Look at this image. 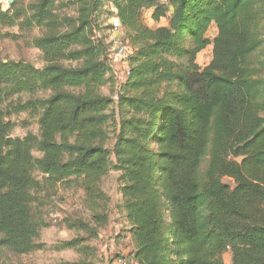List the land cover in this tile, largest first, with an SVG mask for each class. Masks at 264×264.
Returning <instances> with one entry per match:
<instances>
[{
	"label": "trees",
	"instance_id": "obj_1",
	"mask_svg": "<svg viewBox=\"0 0 264 264\" xmlns=\"http://www.w3.org/2000/svg\"><path fill=\"white\" fill-rule=\"evenodd\" d=\"M104 20L132 47L113 98ZM0 26L42 29L44 62L0 59V251L44 248L42 202L61 185L81 190L94 226L64 220L88 236L54 246L77 260L48 264H97L85 242L108 221L113 170L136 264H264V0H11ZM20 114L37 134L12 136Z\"/></svg>",
	"mask_w": 264,
	"mask_h": 264
},
{
	"label": "rangeland",
	"instance_id": "obj_2",
	"mask_svg": "<svg viewBox=\"0 0 264 264\" xmlns=\"http://www.w3.org/2000/svg\"><path fill=\"white\" fill-rule=\"evenodd\" d=\"M31 0H23L27 3ZM11 0H0L2 10L8 8ZM108 9V7H107ZM63 15L73 16L75 7L68 5L61 11ZM146 18V20H145ZM144 23L150 27L157 25H165V19L158 23L148 19L145 15ZM109 21L104 20L101 25L104 38L109 44L112 40L122 41L125 38V31L121 27L104 29ZM9 33L15 34L16 38L0 39V59L1 60H24L33 64L36 67H41L44 62L40 50L32 45V39L43 33V30L37 27L32 28L29 32H20L17 27H1L0 34ZM217 30L214 25H210L206 36L212 40L216 35ZM212 56V46L209 45L197 54L196 62L200 67L207 65ZM112 71L108 75L109 82L101 88L103 95L112 97L117 86L123 80L125 73V64L123 59H114L110 61ZM66 66H75V62H64ZM16 127L13 130L12 136H24L32 132L38 133V125L36 121L26 114H20L12 118ZM109 136L107 146L112 147L113 144V128L109 127ZM227 182V181H226ZM101 189L109 197L107 204L108 221L106 224L98 228V235L95 238L88 239L85 244L93 248V260L97 264H119V260L125 259L128 264H136L132 259L130 252L132 246L128 240L127 228L128 225L124 219L123 213L120 210L121 197L119 194L118 173L109 171L101 180ZM41 212L44 220L48 224L47 227L41 230V242L45 244L41 250L34 251L29 254L16 255L8 251H0V264H48L61 260L75 261L80 255L73 250H56L54 246L61 241L70 240L76 236L86 237L88 233L85 231H75L68 229L64 225L66 219H81L82 221L94 226L91 214L82 204V192L79 189L65 188L59 186L56 194L47 197L42 202ZM225 264L231 263V254L226 252L223 255Z\"/></svg>",
	"mask_w": 264,
	"mask_h": 264
},
{
	"label": "built area",
	"instance_id": "obj_3",
	"mask_svg": "<svg viewBox=\"0 0 264 264\" xmlns=\"http://www.w3.org/2000/svg\"><path fill=\"white\" fill-rule=\"evenodd\" d=\"M167 0H160V2L164 3ZM119 23L118 21L114 20L113 21V29L118 28ZM132 53V47L127 43L119 40H112L109 43V48H108V57L110 60L114 59H123L124 64H125V73L123 79L126 78L129 74V67H128V61L127 58L128 56ZM119 264H128V261L125 259L119 260Z\"/></svg>",
	"mask_w": 264,
	"mask_h": 264
}]
</instances>
